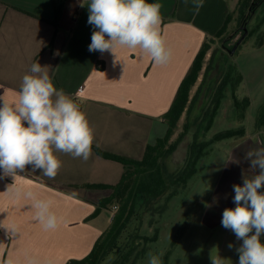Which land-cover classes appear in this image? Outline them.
I'll list each match as a JSON object with an SVG mask.
<instances>
[{
  "label": "crops",
  "instance_id": "0c3cea01",
  "mask_svg": "<svg viewBox=\"0 0 264 264\" xmlns=\"http://www.w3.org/2000/svg\"><path fill=\"white\" fill-rule=\"evenodd\" d=\"M147 2L162 6L161 31L173 53L166 64H156L139 49L117 48L116 56L110 51L89 52L95 30L87 23L90 0H75L74 9L66 5L57 30L50 23L52 0H0V99L13 103L22 77L39 62L47 66L57 89L72 96L86 114L94 129V147L140 160L146 147L166 134L163 117L181 82L238 0H204L198 14L191 0ZM257 133L264 136V129ZM93 146L87 161L56 152L62 167L52 179L31 166L15 179L0 170V264H28L31 259L66 264L91 252L112 222L104 215L112 214L111 207L93 217L111 190L85 185H115L124 171L116 162L97 156ZM16 188L51 198L52 210L60 218L58 227L45 231L34 219L31 202L14 197Z\"/></svg>",
  "mask_w": 264,
  "mask_h": 264
},
{
  "label": "clouds",
  "instance_id": "9594fccd",
  "mask_svg": "<svg viewBox=\"0 0 264 264\" xmlns=\"http://www.w3.org/2000/svg\"><path fill=\"white\" fill-rule=\"evenodd\" d=\"M191 2L198 14L204 0ZM87 7V23L95 29L89 52L110 51L115 55L117 48L139 49L156 64H166L172 58V49L166 46L161 31V4L147 0H90ZM0 101V170L3 176L11 175L15 179L18 173L31 166L52 179L62 167L56 152L85 161L91 156L94 129L72 96L54 85L47 66L33 63L30 72L22 77L17 99L11 104ZM243 158L249 162V170L254 175L242 176V185L232 186L235 207L223 211L221 224L242 241L235 249L238 264H264V142L245 152ZM14 197L31 202L34 219L45 231L58 227L60 218L52 210L54 201L51 198H41L30 188H16ZM233 247L232 243L228 244L229 249ZM114 259L115 256L109 254L106 261ZM28 264L39 262L31 259ZM148 264H162L160 255L148 253ZM210 264H224V258L210 256Z\"/></svg>",
  "mask_w": 264,
  "mask_h": 264
},
{
  "label": "rangeland",
  "instance_id": "374dc122",
  "mask_svg": "<svg viewBox=\"0 0 264 264\" xmlns=\"http://www.w3.org/2000/svg\"><path fill=\"white\" fill-rule=\"evenodd\" d=\"M56 1L64 4L63 15L66 5L74 9L75 0ZM262 13L263 9H259L249 21V30L256 27ZM263 30L262 27L259 32L248 37L235 53H230L242 36L238 13L235 12L225 41L213 38L215 41L212 50L207 55L204 69L191 92L190 109L184 114L172 141L183 133L185 126L187 129L174 153L166 159V169L168 172L180 171L195 142H208L215 134L242 125L246 129V135L211 145L206 149L207 154L199 161L196 174L181 188L177 196L167 202L165 209L161 211L157 208L152 211L153 216H144L142 235L153 237L158 232V240L148 243L146 254L136 264H148L150 252L160 255L164 264V257L169 251L168 264H210V256L217 255L224 258V264H238L239 257L235 249L242 241H238L230 229L223 228L221 221L223 211L235 207L232 186L242 185V176L250 178L254 175L249 170V162L243 158L245 152L261 146L262 139L264 140V136L258 134L256 129L259 111L264 106V46L258 47L259 33ZM223 43L227 44L226 49L223 48ZM214 51L212 68L204 77ZM229 64H236L245 77L238 95L248 96L251 101L246 120L242 124L237 119L229 89L224 91L225 97L212 118L214 104L211 100ZM211 118L213 123L208 128ZM110 209L112 214L109 211L104 213L107 221H111L117 211L113 206ZM229 243L234 245L232 249L228 248Z\"/></svg>",
  "mask_w": 264,
  "mask_h": 264
},
{
  "label": "trees",
  "instance_id": "16d2710c",
  "mask_svg": "<svg viewBox=\"0 0 264 264\" xmlns=\"http://www.w3.org/2000/svg\"><path fill=\"white\" fill-rule=\"evenodd\" d=\"M252 2L253 0H238L236 8L229 13L224 25L217 32L215 39H222V42H224L235 12L238 13V21L240 22L249 13ZM52 4L54 19L50 23L57 30L63 15L64 4H59L56 0H52ZM251 18L252 15L249 13L248 22ZM262 27L264 28V9L256 27L252 30L247 27L248 34L238 48L248 37L259 32ZM214 41V39H211L202 45L190 70L181 82L170 109L163 117L167 124L166 134L161 138H157L153 144H149L140 160L109 153L93 146L97 156L119 163L124 168L119 182L115 185H85L89 189L111 190V195L101 200L100 206L96 208L93 217L97 216L102 208L107 209L116 206L117 211L112 217L110 227L102 233L91 252L81 260H70L66 264H136V261L146 254L148 243L158 240V232L153 237L142 235L144 216L147 214L153 216L152 211L157 208L161 211L165 209L167 202L177 196L181 188L185 187L196 174L199 161L207 154L206 149L211 145L229 139L242 138L246 135V129L242 125L236 129L219 132L208 142H195L190 148L185 166L180 171L168 172L166 169V159L174 153L187 129V126H185L183 133L172 141L183 115L190 109L192 89L200 78L207 55L211 52ZM258 41V46L263 47L264 30L259 33ZM222 46L226 49L227 44L223 43ZM214 56L215 51L210 56L204 77L212 68ZM242 82L243 76L237 65L229 64L211 100L214 104L212 118L225 97L224 91L229 89L237 119L241 124L245 122L251 101L248 96L240 97L238 95ZM212 118L208 128L213 123ZM256 127L257 129H264V106L259 111ZM170 253L171 251L165 255L164 264H168ZM109 254L115 256V259L106 261Z\"/></svg>",
  "mask_w": 264,
  "mask_h": 264
},
{
  "label": "flooded vegetation",
  "instance_id": "af4514ba",
  "mask_svg": "<svg viewBox=\"0 0 264 264\" xmlns=\"http://www.w3.org/2000/svg\"><path fill=\"white\" fill-rule=\"evenodd\" d=\"M259 9L260 10L264 9V0H253L252 5L249 8V13L252 15V18L255 16V14L258 12ZM249 13L247 15H245L242 18V20L239 22V31L242 32V36L244 34V31L242 30V28L243 27H248V23H249L248 22V15H249Z\"/></svg>",
  "mask_w": 264,
  "mask_h": 264
},
{
  "label": "water",
  "instance_id": "95a60500",
  "mask_svg": "<svg viewBox=\"0 0 264 264\" xmlns=\"http://www.w3.org/2000/svg\"><path fill=\"white\" fill-rule=\"evenodd\" d=\"M242 30L244 31L243 36L238 40V42L235 44V46L230 50V53H235V51L237 50L238 46L241 44V42L247 36V34H248L247 27H243Z\"/></svg>",
  "mask_w": 264,
  "mask_h": 264
},
{
  "label": "built area",
  "instance_id": "2783aa9c",
  "mask_svg": "<svg viewBox=\"0 0 264 264\" xmlns=\"http://www.w3.org/2000/svg\"><path fill=\"white\" fill-rule=\"evenodd\" d=\"M113 209H117V207L116 206H113Z\"/></svg>",
  "mask_w": 264,
  "mask_h": 264
}]
</instances>
